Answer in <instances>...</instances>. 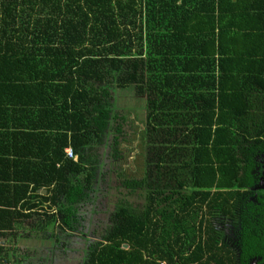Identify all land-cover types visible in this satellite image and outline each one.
Masks as SVG:
<instances>
[{
  "label": "trees",
  "instance_id": "obj_1",
  "mask_svg": "<svg viewBox=\"0 0 264 264\" xmlns=\"http://www.w3.org/2000/svg\"><path fill=\"white\" fill-rule=\"evenodd\" d=\"M127 88L144 156L121 186L143 204L118 200L82 264L264 261V0H0V264L26 220L76 231Z\"/></svg>",
  "mask_w": 264,
  "mask_h": 264
},
{
  "label": "rangeland",
  "instance_id": "obj_2",
  "mask_svg": "<svg viewBox=\"0 0 264 264\" xmlns=\"http://www.w3.org/2000/svg\"><path fill=\"white\" fill-rule=\"evenodd\" d=\"M114 97L118 115L123 119V125L119 121L122 135L116 133L114 124L105 144L92 152L101 166V177L95 192L90 194V200L76 208L79 223L76 231L64 232L56 226L52 231L41 233L35 219L24 221L23 229L17 224L16 231L22 237V240L16 239L17 254L22 257L20 264H82L84 249L87 244L100 240L118 200L125 199L134 206L143 204L141 193L128 195L122 188L120 174L124 172L128 177H141L144 154L139 146V135L144 128V98L136 96L129 88L116 89ZM260 185L258 188L264 189V180ZM217 228L225 233V242L234 249L231 242L236 240L235 232L222 223ZM43 233L46 236L52 233V238L42 239Z\"/></svg>",
  "mask_w": 264,
  "mask_h": 264
},
{
  "label": "flooded vegetation",
  "instance_id": "obj_3",
  "mask_svg": "<svg viewBox=\"0 0 264 264\" xmlns=\"http://www.w3.org/2000/svg\"><path fill=\"white\" fill-rule=\"evenodd\" d=\"M264 180V173L261 175V178L259 179L257 185L255 186L254 189H252V191L254 192L253 194V199L251 198V200H255V197L257 194H259L258 192L260 191H264V189H261V188H258L259 186H261V182ZM224 226L226 225V227L229 228V230H231L232 232H235V234L237 233L236 230H234V228L229 224V223H223ZM221 230V229H220ZM222 231V230H221ZM226 236V235H225ZM235 244H237V240L234 241ZM232 243V242H231ZM234 250L235 252H237V246H234ZM248 264H264V261L260 258V257H252L249 261H248Z\"/></svg>",
  "mask_w": 264,
  "mask_h": 264
},
{
  "label": "built area",
  "instance_id": "obj_4",
  "mask_svg": "<svg viewBox=\"0 0 264 264\" xmlns=\"http://www.w3.org/2000/svg\"><path fill=\"white\" fill-rule=\"evenodd\" d=\"M64 153H65V156L68 158V159H71V160H76V157L74 156V154H73V152H72V150L70 149V148H67L65 151H64ZM159 264H165V263H159Z\"/></svg>",
  "mask_w": 264,
  "mask_h": 264
},
{
  "label": "water",
  "instance_id": "obj_5",
  "mask_svg": "<svg viewBox=\"0 0 264 264\" xmlns=\"http://www.w3.org/2000/svg\"><path fill=\"white\" fill-rule=\"evenodd\" d=\"M123 248H124V249H127V246H126V245H124V246H123Z\"/></svg>",
  "mask_w": 264,
  "mask_h": 264
}]
</instances>
